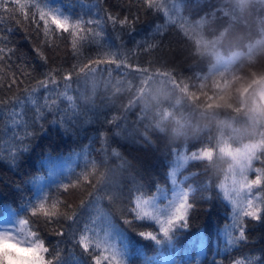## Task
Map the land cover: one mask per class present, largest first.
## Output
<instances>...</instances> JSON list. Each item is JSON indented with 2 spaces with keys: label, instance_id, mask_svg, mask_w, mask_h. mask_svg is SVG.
Instances as JSON below:
<instances>
[{
  "label": "trees",
  "instance_id": "16d2710c",
  "mask_svg": "<svg viewBox=\"0 0 264 264\" xmlns=\"http://www.w3.org/2000/svg\"><path fill=\"white\" fill-rule=\"evenodd\" d=\"M51 2L100 26H86L87 38L73 48L69 34L46 37L42 21L33 23L13 0H5L16 10L3 13L0 22V47L12 49L11 58L0 61V216L9 208L21 218L30 216L25 209L41 193L59 200L52 223L31 217L52 264H93L76 242L80 229L92 221L93 254L101 264L113 251L110 245L124 264L164 257L176 264H233L237 259L264 264V219L244 217L246 239L229 245L226 232L234 237L239 232L231 228L233 209L220 192L224 174L212 175L207 163L219 147L257 142L253 164L264 169V124L250 123L235 111L222 114L223 124L200 116V106L230 80L264 71V0H155L168 15L147 9L143 0ZM109 15L127 17L129 23L113 26ZM88 27L100 35L88 34ZM258 44L262 49L246 58ZM46 74L55 83L41 87ZM66 75L71 79L65 81ZM181 151L206 152L178 165L180 187L194 206L189 227L171 247L157 246L139 233L152 231L163 239L159 226L135 220L133 209L137 197L162 193L161 203L168 202L174 190L170 173ZM212 167L222 169V161L216 159ZM85 171L88 178L67 192L57 193V179L41 183L50 172L74 181ZM72 210L78 211L73 222L65 219ZM201 236L202 252L198 240L192 243Z\"/></svg>",
  "mask_w": 264,
  "mask_h": 264
},
{
  "label": "snow or ice",
  "instance_id": "6c2138e0",
  "mask_svg": "<svg viewBox=\"0 0 264 264\" xmlns=\"http://www.w3.org/2000/svg\"><path fill=\"white\" fill-rule=\"evenodd\" d=\"M17 8L24 11V15L27 18L29 15L32 17L33 23L39 24L43 22V31L47 37L49 34L55 33L59 36L67 33L73 38V48H76L79 41H83L87 38L85 33L86 26L96 25L100 26V21L94 19H83L82 17L74 18L71 14L65 13L60 6L52 3L51 0H30L29 3H22L21 0H13ZM144 5L147 9L155 8L157 11L163 10L166 15H168L167 9L163 5H157L155 0H143ZM16 9L6 6L5 0H0V22H2L3 13H13ZM27 10V11H25ZM34 10V11H33ZM38 13L39 19H36ZM11 18V17H9ZM113 26L120 24L125 26L129 23L127 17L124 20H120L118 16L109 15L107 18ZM87 33L92 36H99L100 32L95 31L94 28L88 27ZM12 49H6L5 47H0V61H4L6 58L11 57L8 53H11ZM41 59H44L42 53L38 51ZM102 61L97 60L96 63L99 64ZM114 61H109L113 63ZM87 67V66H85ZM94 70V69H93ZM83 71V69H81ZM71 79L70 75L64 77L65 81ZM41 87H47L49 83H55V80L46 74V78L40 81ZM69 100L72 99L71 96L68 97ZM15 116L16 113H13ZM109 124L113 123L112 120L108 121ZM202 153H193L190 157L181 158V161L186 162L187 160H196L201 158ZM92 163V162H89ZM182 164L180 165V167ZM92 167H96L92 163ZM252 167L243 169L240 179H234V191L237 197L243 190L251 192L254 188H261L264 185V169H256L258 173L254 179L249 180L247 178V172ZM178 168H174L170 173L171 182L176 186V191L173 197L168 200V203L164 207H160L156 200L153 199H141L137 197L136 206L133 209L135 212V220H149L154 221L156 225L159 226V232L162 234L163 239L159 238L152 231L144 232L141 231L139 235L144 238L151 239L155 242L157 246L166 244L171 247L178 233L181 230H187L189 227V211L194 207L192 203L189 202V192L184 191L179 188L177 184V172ZM55 172H50V176H55ZM90 173L82 172L76 176L75 180L64 181L57 178L56 191L60 193L61 191L67 192L70 188H75L81 184L82 180H86ZM42 179V178H41ZM95 188V186H94ZM264 190V189H262ZM89 195H92L90 193ZM226 198L228 197V192H225ZM51 202V206L47 205L48 201ZM61 202L59 200H52V197L47 193H41L39 196L35 197V203L31 201L27 205L25 211L30 212V216L25 218L16 219L17 209L9 208L8 214L3 216V224H0V264H52V261L45 259V254L49 253V248L45 246V242L40 238L38 232L31 227L34 221L31 217L43 216L48 223H52L55 217L58 215L56 211L57 205ZM233 212L234 218L231 228L233 230H238L239 235L234 237L232 232H227L228 244L234 245L239 241H244L246 239L245 229L243 225V218L249 217L252 220H262L264 219V199H260L257 203L255 198L246 199H233ZM86 202L81 201V207H85ZM71 208V205H67ZM9 216L12 217L15 223H18L19 227L10 226L8 224ZM68 221H75L78 219V211L72 210L70 214L65 216ZM125 224H132V221L125 220ZM96 221H92L91 224L85 223L84 228L80 229L79 240L76 241L84 251V254L92 257L93 264H101L99 256L93 254V244L91 243L95 230ZM57 235H63V232L56 233ZM199 241V248L201 252L203 251L205 240L204 238L197 237L193 240V244ZM98 247V245L96 246ZM111 255L105 256L104 259L106 264H124V261L120 254V251L114 246ZM187 255V253L185 254ZM171 257H164L163 260L167 262ZM56 260H60L59 253L56 254ZM148 264H160V260L157 258L155 260L149 261ZM233 264H246L245 259H237ZM251 264V262H247Z\"/></svg>",
  "mask_w": 264,
  "mask_h": 264
},
{
  "label": "clouds",
  "instance_id": "9594fccd",
  "mask_svg": "<svg viewBox=\"0 0 264 264\" xmlns=\"http://www.w3.org/2000/svg\"><path fill=\"white\" fill-rule=\"evenodd\" d=\"M235 111L250 123L259 121L264 124V71L250 72L230 80L216 93L209 104L200 106L201 119L223 124L220 119L223 113ZM222 161L223 167L217 170L212 167L214 161ZM212 175L242 174L243 162L232 160L220 155L214 156L212 161H207Z\"/></svg>",
  "mask_w": 264,
  "mask_h": 264
},
{
  "label": "rangeland",
  "instance_id": "374dc122",
  "mask_svg": "<svg viewBox=\"0 0 264 264\" xmlns=\"http://www.w3.org/2000/svg\"><path fill=\"white\" fill-rule=\"evenodd\" d=\"M262 49V44H258V45H254L250 50L249 52L247 53V57L246 58H251L257 51L261 50ZM236 58L234 59H231L230 61H224V65H228V63H232L233 61H235ZM158 87H161L159 84L157 85V88ZM260 147V144L257 143V142H248V143H244V144H241L239 146H236V147H219L216 152L215 150H213V152H215L216 154V157H219L220 155H223L224 157H228L232 160H236V161H241L243 162V165H244V169L245 168H248L249 166H251L252 168L247 172V178L249 180L251 179H254L255 176L258 174L256 172V169H258L257 167H255V165L253 164L255 158H256V152L257 150L259 149ZM194 152H190V153H187V152H180L178 153L177 157L175 158V168H178V165H181L182 163L184 164L185 162L181 161V158H184V157H190ZM196 153V152H195ZM200 153V152H199ZM197 153V154H199ZM218 153V154H217ZM206 152L203 153V155H205ZM215 156V155H214ZM211 157V155L209 156V158ZM188 161V160H187ZM50 174V173H49ZM240 175H237V176H232V175H225L223 176L222 180H221V183H220V192L223 193V196H224V199L226 200V202L228 204H230L232 206V209H233V204H232V200L233 199H246V198H255L257 203H259V200L262 199V196H261V192H259L258 188H254L252 189L251 192H248L247 190H243L240 194V197H237L236 195V192L234 191V185H233V180L234 179H240ZM179 176L178 172H177V177ZM48 178V177H46ZM56 176H50V178H48V180L44 181V179L42 178L41 179V183L42 184H47L48 182H51L53 183L55 180H56ZM170 182H171V178H170ZM177 184L180 187V182L178 181L177 179ZM171 186L174 187V190L171 194V198L173 197V194L174 192L176 191V186H174L171 182ZM183 189V188H181ZM184 190V189H183ZM185 191V190H184ZM228 192V197L226 198L225 196V192ZM161 195L162 193L156 195L154 197V199L156 200V203L160 206V207H164L168 202H164V203H161ZM170 198V199H171ZM169 199V200H170ZM232 217H234V212L232 210ZM8 213H6L7 215ZM5 216V215H2L0 216V224H3L4 221L2 219V217ZM21 217L17 216L16 219L18 221V219H20ZM8 224L10 226H15V227H19L18 223H15L12 219L11 216H9L8 218ZM229 232V230L227 231ZM227 232H226V235H227ZM226 237V236H225ZM123 259V257L121 258ZM171 259H169L167 262H165L164 260H162L160 262V264H176L175 262H173ZM179 264V263H178Z\"/></svg>",
  "mask_w": 264,
  "mask_h": 264
}]
</instances>
